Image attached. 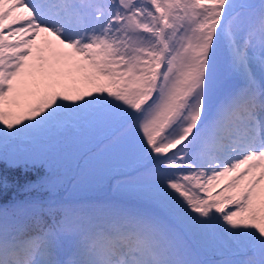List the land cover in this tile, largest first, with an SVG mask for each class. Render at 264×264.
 Instances as JSON below:
<instances>
[{
  "label": "snow or ice",
  "instance_id": "obj_1",
  "mask_svg": "<svg viewBox=\"0 0 264 264\" xmlns=\"http://www.w3.org/2000/svg\"><path fill=\"white\" fill-rule=\"evenodd\" d=\"M0 264H264V0H0Z\"/></svg>",
  "mask_w": 264,
  "mask_h": 264
},
{
  "label": "trees",
  "instance_id": "obj_2",
  "mask_svg": "<svg viewBox=\"0 0 264 264\" xmlns=\"http://www.w3.org/2000/svg\"><path fill=\"white\" fill-rule=\"evenodd\" d=\"M114 179H110L109 183L104 186L101 190L97 191V193H93L92 195H81L77 197H86V198H112V199H121V198H128L129 196H125V194L121 192H113L112 182ZM109 188V190H107ZM76 197V196H75Z\"/></svg>",
  "mask_w": 264,
  "mask_h": 264
},
{
  "label": "rangeland",
  "instance_id": "obj_3",
  "mask_svg": "<svg viewBox=\"0 0 264 264\" xmlns=\"http://www.w3.org/2000/svg\"><path fill=\"white\" fill-rule=\"evenodd\" d=\"M109 181H110V179H106V180L100 181L97 185H95L93 187H89V188L73 191V192L70 193V195L74 196V197L75 196L76 197L77 196H81V195H92L93 193H97V191L101 190L104 186H106L109 183ZM114 184H115L116 191L125 194V196H130V193H127V192L122 191V190H118L116 181H113V185ZM107 190H109V188ZM92 191H95V192L92 193Z\"/></svg>",
  "mask_w": 264,
  "mask_h": 264
}]
</instances>
